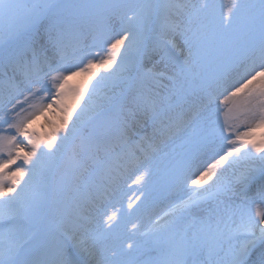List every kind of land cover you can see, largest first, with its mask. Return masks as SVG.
<instances>
[{"label": "snow or ice", "instance_id": "snow-or-ice-1", "mask_svg": "<svg viewBox=\"0 0 264 264\" xmlns=\"http://www.w3.org/2000/svg\"><path fill=\"white\" fill-rule=\"evenodd\" d=\"M0 264H264V0H0Z\"/></svg>", "mask_w": 264, "mask_h": 264}, {"label": "rangeland", "instance_id": "rangeland-1", "mask_svg": "<svg viewBox=\"0 0 264 264\" xmlns=\"http://www.w3.org/2000/svg\"><path fill=\"white\" fill-rule=\"evenodd\" d=\"M225 2H226V0H221V3H225ZM73 79H74V80H73ZM87 79H88L87 74H81V75H79V76H75V77L71 78V79H70V82H69L68 84H69L70 87H80V86H82V85L84 84V82H85ZM69 102H70V101H69ZM48 116H49V118H51V117H52V114L49 113ZM38 121H40V122L38 123ZM43 123H44V124H43ZM34 127H36L35 129H36L38 132H39V131H43V130H45L46 127H47L45 117H43V116L39 117V118L37 119V121L35 122ZM128 183L130 184L131 181H129ZM138 194H139V193H137V192L135 191V188L133 187L132 191H128V192H127V195L125 196L123 203L126 205L127 202H128V198H129V197H133V198H134V196H135V195H138Z\"/></svg>", "mask_w": 264, "mask_h": 264}, {"label": "bare ground", "instance_id": "bare-ground-1", "mask_svg": "<svg viewBox=\"0 0 264 264\" xmlns=\"http://www.w3.org/2000/svg\"><path fill=\"white\" fill-rule=\"evenodd\" d=\"M209 162H210V161H209ZM156 202H157L158 204H160V200H157ZM166 206L169 207V201L164 202V206H163L162 208H164V207H166ZM165 212H166V211H165ZM162 213H164V212H162ZM154 218H155V217H154ZM154 218H153V219H154Z\"/></svg>", "mask_w": 264, "mask_h": 264}]
</instances>
